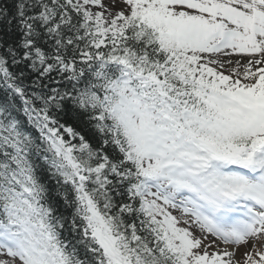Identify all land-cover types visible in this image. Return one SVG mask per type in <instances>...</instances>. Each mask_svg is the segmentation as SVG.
I'll use <instances>...</instances> for the list:
<instances>
[{
	"label": "snow or ice",
	"instance_id": "1",
	"mask_svg": "<svg viewBox=\"0 0 264 264\" xmlns=\"http://www.w3.org/2000/svg\"><path fill=\"white\" fill-rule=\"evenodd\" d=\"M0 264H264V0H0Z\"/></svg>",
	"mask_w": 264,
	"mask_h": 264
}]
</instances>
